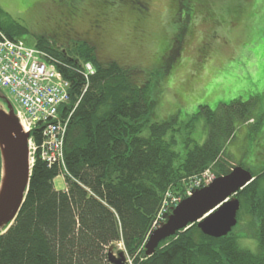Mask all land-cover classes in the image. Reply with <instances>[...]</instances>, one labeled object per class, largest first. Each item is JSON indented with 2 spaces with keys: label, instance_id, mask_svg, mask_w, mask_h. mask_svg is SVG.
<instances>
[{
  "label": "trees",
  "instance_id": "trees-1",
  "mask_svg": "<svg viewBox=\"0 0 264 264\" xmlns=\"http://www.w3.org/2000/svg\"><path fill=\"white\" fill-rule=\"evenodd\" d=\"M129 1L147 9L144 0ZM0 31L9 40H20L26 30L0 24ZM34 47L61 63L57 68L70 85V102L61 117L82 97L64 140L67 174L61 165L47 167L35 154L24 203L0 235V264H111L107 251L119 243L132 264H264V192L258 193L264 169L235 196L236 218L244 205L256 221L257 253L241 248L230 234L204 236L195 224L160 242L150 257L144 249L166 193H181L186 180L206 170L216 178L230 173L226 148L237 124L260 116H255L258 98L214 112L200 106L187 126L203 116L207 138L200 146L187 138L181 155L174 149L177 117L151 122L149 89L136 72L99 61L95 48L84 41L59 49L41 36ZM86 64L93 70L88 81L82 76ZM42 129L40 125L31 133L37 146ZM61 175L66 188L57 191L53 183Z\"/></svg>",
  "mask_w": 264,
  "mask_h": 264
},
{
  "label": "rangeland",
  "instance_id": "rangeland-1",
  "mask_svg": "<svg viewBox=\"0 0 264 264\" xmlns=\"http://www.w3.org/2000/svg\"><path fill=\"white\" fill-rule=\"evenodd\" d=\"M145 3L146 10L129 0H0V24L23 27L26 31L19 39L31 48L36 37H46L65 49L80 42L78 36L90 34L86 37L96 42L99 61H114L133 70L140 84L148 86L152 123L177 117L174 149L181 155L187 138L199 146L207 138L203 116H195L187 126L200 106L214 112L222 105L258 98L255 116H260L254 123L247 121L254 125L247 127L248 136L238 132L237 124L236 136L226 149L230 167L241 165L258 175L264 169V0ZM1 94L11 102L6 92ZM209 175L208 186L214 181ZM62 180L59 176L54 183L65 190ZM193 180H186L177 195L166 193L160 211L170 199L188 198ZM263 192L264 179L260 178L258 193ZM246 208L240 209L229 234L241 248L257 253L256 221ZM163 215L156 223L164 222ZM107 252L115 260L122 254V264H132L121 243Z\"/></svg>",
  "mask_w": 264,
  "mask_h": 264
},
{
  "label": "water",
  "instance_id": "water-1",
  "mask_svg": "<svg viewBox=\"0 0 264 264\" xmlns=\"http://www.w3.org/2000/svg\"><path fill=\"white\" fill-rule=\"evenodd\" d=\"M0 235L16 219L27 194L32 168V141L25 130L19 113L0 93ZM253 181L250 172L235 167L209 186L195 190L165 216V222L150 235L145 244V256L150 257L158 244L192 225L213 239L227 236L235 227L239 202L236 194ZM111 264H122V254Z\"/></svg>",
  "mask_w": 264,
  "mask_h": 264
},
{
  "label": "built area",
  "instance_id": "built-area-1",
  "mask_svg": "<svg viewBox=\"0 0 264 264\" xmlns=\"http://www.w3.org/2000/svg\"><path fill=\"white\" fill-rule=\"evenodd\" d=\"M60 64L47 53L26 47L20 41H11L0 34V88L18 106L26 131L44 125L41 133L43 140L39 146L32 143L31 154H38L47 167L61 165L64 174H67L63 163L64 140L68 122L82 95L71 110H65L62 116L65 117L59 118V111L68 106L70 101V85L57 68ZM82 74L88 81L93 75L92 66L86 64ZM209 174L211 172L207 170L193 178L192 189L207 186L211 181ZM179 202L180 199H170L167 208L158 213L154 226H159L160 222H156L162 213L176 207Z\"/></svg>",
  "mask_w": 264,
  "mask_h": 264
},
{
  "label": "crops",
  "instance_id": "crops-1",
  "mask_svg": "<svg viewBox=\"0 0 264 264\" xmlns=\"http://www.w3.org/2000/svg\"><path fill=\"white\" fill-rule=\"evenodd\" d=\"M250 121H252V123H254V120H250ZM251 122H247V123H245V124H243V125H240V126H238L239 128H237L239 131L238 132H241L242 131V134H244V135H247L248 136V134H249V131H247V127H251V126H253V124H252ZM252 124V125H251ZM255 128H257V127H255ZM237 131V130H236ZM238 134V133H237ZM235 136H236V132H235V135H234V138H235ZM227 149V148H226ZM56 180V179H55ZM55 180H54V182H55ZM63 181V180H62ZM64 182V181H63ZM54 184V187H55V189L57 190V191H60V190H64V187H63V185H55V183H53Z\"/></svg>",
  "mask_w": 264,
  "mask_h": 264
},
{
  "label": "flooded vegetation",
  "instance_id": "flooded-vegetation-1",
  "mask_svg": "<svg viewBox=\"0 0 264 264\" xmlns=\"http://www.w3.org/2000/svg\"><path fill=\"white\" fill-rule=\"evenodd\" d=\"M93 28L97 29L98 26L95 25ZM89 35H90V34L85 33V34H83V35H81V36H78V37H77V40L84 41V42H87V43L91 44V45L95 48V50H96V49H97V44H96V42H92L90 39H88V37H86V36H89ZM95 53H96V51H95Z\"/></svg>",
  "mask_w": 264,
  "mask_h": 264
},
{
  "label": "bare ground",
  "instance_id": "bare-ground-1",
  "mask_svg": "<svg viewBox=\"0 0 264 264\" xmlns=\"http://www.w3.org/2000/svg\"><path fill=\"white\" fill-rule=\"evenodd\" d=\"M160 209H161V205H160V208H159L158 213L160 212ZM158 213H157V214H158ZM153 226H154V221H153V223H152L151 229L153 228ZM151 229H150V232H151ZM150 232H149V233H150Z\"/></svg>",
  "mask_w": 264,
  "mask_h": 264
}]
</instances>
